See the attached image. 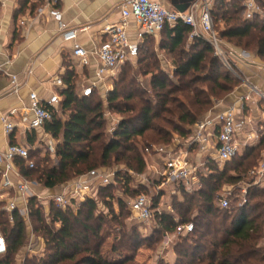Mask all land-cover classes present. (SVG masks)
<instances>
[{
  "label": "trees",
  "instance_id": "trees-1",
  "mask_svg": "<svg viewBox=\"0 0 264 264\" xmlns=\"http://www.w3.org/2000/svg\"><path fill=\"white\" fill-rule=\"evenodd\" d=\"M245 1L214 0L211 9L214 29L224 48L232 46L236 50L253 51L254 55L264 58V17L257 14L247 19ZM256 1L264 9V0ZM217 21L225 26L217 29ZM191 33L192 27L178 22L167 24L158 36H147L138 57L121 67L105 96L99 90L91 96H83L72 75H66L67 87L60 91L59 108H49L52 119L44 126L57 140L54 154L33 159L30 150L34 167L30 168L24 159H16L18 170L30 182L36 181L46 189L63 186L92 170L105 172L112 160L120 162L127 170L115 172L109 184L99 185L91 196L74 201L66 209L58 207L51 199V223L47 221L39 197L30 196L29 219L35 224V234L44 240L45 248L42 255L28 254L24 264H139L135 256L140 247L147 243L153 250V244L161 241L162 249L167 235L175 236L171 244L174 261L168 263L159 257L157 264H264V186H249L244 204L239 197H231L228 208L219 204L226 191L222 193L224 186H243L250 182L248 172L264 153L263 137L232 160L209 161L198 172L200 188L189 192L183 185H175L181 197L178 193L174 195L168 210H162L159 205L163 193L154 195L152 192L161 184L159 176L153 184L134 186L130 183L134 179L130 170L138 174L145 172V148L170 147L172 135L188 136V129L195 127L210 111L212 100L225 99L241 82L216 55L215 47L207 38L192 37ZM163 52L171 59V72L162 65ZM135 63L143 75H151V98L129 76L127 68ZM207 82L212 84L207 88L199 87ZM176 93L180 96L175 97ZM105 107L122 115L107 138ZM60 112H67L68 118L63 120ZM165 114L177 117L180 124L170 128L161 125L159 121L172 125ZM119 182L128 203L143 194L152 199L153 221L158 227L147 237L132 228L122 233V241H114L105 250L103 225L109 226L113 221L123 223L126 199L114 193ZM99 198L110 208L109 203L116 198L118 210L111 211L112 218H106L103 212L98 214ZM4 205L0 202V233L6 239L7 252L0 254V264H16L28 244V223L19 209L13 212L14 222H10ZM188 223L194 225L191 233H176L178 225Z\"/></svg>",
  "mask_w": 264,
  "mask_h": 264
},
{
  "label": "built area",
  "instance_id": "built-area-1",
  "mask_svg": "<svg viewBox=\"0 0 264 264\" xmlns=\"http://www.w3.org/2000/svg\"><path fill=\"white\" fill-rule=\"evenodd\" d=\"M50 15L59 23L60 28L64 29L62 22V12L56 8L58 0H46ZM246 18L251 19L255 15L264 17V9L256 0H246L245 3ZM121 19L118 22L110 23L105 26L107 39L103 41L95 50L89 53L85 48L76 45L74 49L75 55L80 59L83 66H88L91 60L97 65V80L88 84L83 88V96H91L95 90H99L105 84L107 79L114 81L121 67L128 61L135 60L139 55L142 42L147 36H157L165 28L167 24L173 25L183 22L192 27V37H205L215 47L216 55L222 58L228 68L249 87V92L242 95L239 99L241 103L229 105L226 109L219 112H209L203 120L199 121L195 127L191 129L190 139L180 147L174 149V145L147 147L146 151L164 157L163 169L158 171L161 184L157 185L160 190L164 185H183L189 192L201 187L198 172L211 160H219L222 162L229 161L237 157L241 152V143L238 137L245 130L255 123L253 118L238 119V114L245 108V105L251 102L257 105L259 100L264 101V92L259 90L247 78L243 77L236 68V60H241L234 48H224L218 33L214 29L213 19L211 16L212 1L211 0H195L185 12L177 9H168L162 4L153 0H121ZM200 12V13H199ZM138 28L134 37L129 35V28L132 24ZM66 39L76 36L75 30H67L63 32ZM235 60V62H234ZM14 89L18 88L17 76L12 75ZM57 85H64L62 78L56 79ZM100 91V90H99ZM61 98L58 94H53L47 104H43L36 93L30 95L29 110L33 113L30 121V129H41L52 119L51 111L48 106L59 105ZM17 113L13 110L12 114ZM5 133L10 135L15 128L10 116L3 118ZM119 123V121H118ZM118 125V124H117ZM116 125V126H117ZM116 127L112 130L114 131ZM216 129V130H214ZM216 136L215 150L212 148V138ZM262 133L256 131L254 127L246 137L245 145L250 146L261 138ZM195 148L205 155V159L193 161L190 158V152ZM212 153H215L214 156ZM16 159H24L28 161L30 168L34 167V161L30 160V148L26 145L11 143L7 150L0 151V191L8 192L10 190L19 191L25 198L34 195L31 190V184L28 179L23 178L21 183H15L12 179V173L15 171ZM115 173H106L99 170H92L87 175L80 177L69 191H64L52 196L55 204L66 209L77 203L78 200L91 196L94 188L99 185L109 184ZM250 182L247 185H236L229 187L222 195L219 204L223 208L230 206V198L237 196L241 199V204L246 202V194L249 186H264V154L258 164L248 172ZM238 193V194H237ZM237 194V195H236ZM152 199L147 195H139L129 201L130 210L135 217L141 222L153 221L154 211L152 209ZM160 205V204H159ZM10 222H14L13 212L18 209L15 201H9L5 207ZM21 214L27 215L29 218L28 208ZM194 229L193 223L180 224L176 228V233H191ZM173 236L167 235L164 245L169 247L173 242ZM7 252V242L2 233H0V254Z\"/></svg>",
  "mask_w": 264,
  "mask_h": 264
},
{
  "label": "crops",
  "instance_id": "crops-1",
  "mask_svg": "<svg viewBox=\"0 0 264 264\" xmlns=\"http://www.w3.org/2000/svg\"><path fill=\"white\" fill-rule=\"evenodd\" d=\"M153 1L168 9H176V6L187 4L190 7L195 0ZM211 1L213 4L214 0ZM120 5L121 0H58L56 8L63 15L64 29L62 30L58 21L50 15L46 0H0V151L7 150L11 143L26 145L33 151L38 147L41 148L39 143L45 142L54 153L57 141L46 131L45 127L35 130L29 128L33 118V113L29 110L30 95L36 93L42 103L47 104L53 94H58L62 98L60 91L67 87L65 82L67 74L72 75L80 92L85 86L97 80L95 61L91 60L88 66H83L75 55L74 49L76 45H79L91 53L105 41L107 39L105 26L121 19ZM67 30H75L76 36L66 39L63 32ZM137 30V26L133 23L129 28V35L134 37ZM235 51L241 57V60H236L239 73L264 92V58L244 50L235 49ZM12 75L17 76V90L14 89ZM58 78L63 79L64 85L56 84L55 81ZM112 83V80L107 79L99 89L104 96L112 87ZM248 92L249 87L240 82L225 99H213V113L224 110L231 104L236 103L240 106V97ZM48 107L59 108V105ZM13 110H17V113L12 114ZM6 116H10L15 125L14 131L9 136L5 133L3 122ZM237 118H253L255 121L238 137V141L242 144V152L247 147L245 140L253 127L262 133L264 138V101L259 100L257 105L247 103ZM262 137L257 139L253 145L257 144ZM183 140L180 143L186 141V139ZM216 144V136H214L211 141L212 148L216 147ZM178 146V143L174 144V149ZM212 154L216 156L215 153ZM190 158L198 162L205 159V155L200 153L199 149H194L190 152ZM163 161V156L154 154L147 159V164L158 175V171L163 169ZM15 171L20 173L16 165ZM23 178L25 177L21 173L20 175L16 172L12 173L15 183H21ZM77 180L61 186L54 193L51 192L53 189L44 188L43 190L33 183L31 190L39 198L50 193L56 195L69 191ZM36 188L42 194L37 193ZM0 192V201L5 205L9 201H15L19 211L25 212L28 208V198H25L19 191L12 189L8 192ZM11 193H14V197L9 198ZM23 216L29 224L30 219L25 214ZM44 248V240L29 229L28 244L17 257L16 264H24L28 254L42 255ZM162 254L168 263L174 261L171 245L166 247L163 244Z\"/></svg>",
  "mask_w": 264,
  "mask_h": 264
},
{
  "label": "rangeland",
  "instance_id": "rangeland-1",
  "mask_svg": "<svg viewBox=\"0 0 264 264\" xmlns=\"http://www.w3.org/2000/svg\"><path fill=\"white\" fill-rule=\"evenodd\" d=\"M189 8V6H188ZM187 8V9H188ZM216 28H223L225 26V24L221 21H217L215 22ZM248 52V51H246ZM251 54H254L253 51L250 52ZM161 59H162V65L164 67V69L168 70V71H172L173 69V65L171 64V59L169 57L168 54H166L165 52L161 53ZM129 76L132 77L133 79H135L136 81V85L139 88L145 89L148 94H146L149 98L152 97V88L150 86V79H151V75L145 76L143 75L140 70H139V65L137 63L133 64L130 68H127ZM120 72V71H119ZM118 72V73H119ZM119 75V74H118ZM177 80V78H176ZM212 83L207 82V83H202L199 85V87H204L207 88L208 85H211ZM206 95H209L208 92L206 93ZM180 96L179 93L175 94V97ZM96 100H99V97L96 96L95 97ZM217 100V99H216ZM223 100V99H221ZM213 101V100H212ZM214 108L212 106V108H210V111H213ZM208 112V113H209ZM208 113L206 115H208ZM59 115L61 116V118L63 120L68 118V113H59ZM166 117L168 118V120L171 121V124H167L164 122L159 121V123L167 128H170L172 126H175L176 124H180L178 121L177 117L174 116H170L168 114H165ZM205 115V116H206ZM105 116H106V128H105V138L109 137V135H111V133L113 132V128L116 127V125L118 124V121L120 120L122 115L116 114V113H112L108 110L107 107H105ZM191 129H188V136L186 137H179L176 134L172 135V145L176 144V143H180L183 139H187L189 137V135H191ZM190 139V137L188 138ZM187 139V140H188ZM57 141V140H56ZM184 141V140H183ZM41 148H37L36 150L32 151V156L33 159H37V158H48V155L51 153V155H53L54 153L51 151V149L49 148V146H47V143L45 142H41L39 143ZM143 143L141 142L140 145H142ZM144 155L146 157V159H149V157L151 155L156 154V152H152L151 154H149L146 151V148L144 149ZM35 157V158H34ZM53 160L49 161V164H52ZM105 170L108 173H115L117 171L123 170L126 171L127 168L125 166H122L120 164V162H116L115 160H112L111 164L108 165V167H105ZM130 173H132L133 175V180H131V184L136 186L137 184L140 183H151L153 184V180L155 179V177H158V175L154 172V169L152 167H150L148 164L146 165V169L145 172L142 174H138L136 172H133V170H130ZM249 179V178H248ZM149 180V181H148ZM33 184H37L39 188L44 190V187L41 184H38L36 181L32 182ZM121 182L117 183L114 189V193L115 195H123V199H126V205L124 206L123 209V217H122V224H118L115 221L109 223L108 225H103V230L102 233L104 234V236L106 237V241H105V245H104V249L107 250L108 246L113 243L114 241L119 243L120 241H122V237L124 232L131 231L132 228L137 229L138 233L144 237H147L150 233H152V231L154 229H156L158 227V224L156 221H151L149 223H145V222H141L139 221L135 215L132 213V211L130 210V206L128 203V197L126 194H123V192L120 190V186H121ZM61 186H57L56 188L53 189V191H51L52 193H54L56 190H58ZM229 187L224 186L222 189V193L227 190ZM162 190V191H161ZM37 193L42 194V192H40L37 188L35 190ZM34 191V192H35ZM160 191V192H159ZM152 192L154 193V195H158V194H162L163 196L159 202L160 207L162 210H168L169 208H171L172 205V200L174 195H177V188L175 185H164L160 190H158L157 185L155 186V188H153ZM1 193V192H0ZM52 193L50 194H46L44 196H41L39 199L40 203H43L44 205V213L45 216L47 218V221L51 223L50 217H49V212H50V208H51V204L50 202L52 201ZM179 194V193H178ZM238 194V193H237ZM236 194V195H237ZM180 195V194H179ZM9 198L14 197V193H11L9 196ZM181 197V195H180ZM237 197V196H234ZM80 200H78L77 202H79ZM1 202V201H0ZM233 203H235V200H233ZM110 206L112 205V208L109 207V205L105 204V202L102 200V198H99V205H98V214L100 213H104L103 215L106 218H112V214L111 211L113 209H115L116 211L118 210V205L116 203V198H113V201L111 200V202L109 203ZM74 210H76V204L74 206ZM34 223L32 222V220L29 222L28 224V229L33 230L34 231ZM56 227L59 226V224L55 225ZM173 239L175 240V236L172 235ZM116 237H118L117 239H115ZM38 238H37V242H38ZM127 239H125L124 242H126ZM161 244V241L159 243H154L152 249L148 248V244L145 243L143 244L140 249L137 251V254L135 256V261L139 264H157V260L159 257H163L162 255V249L159 246ZM160 247V248H159ZM166 261V259H165Z\"/></svg>",
  "mask_w": 264,
  "mask_h": 264
},
{
  "label": "water",
  "instance_id": "water-1",
  "mask_svg": "<svg viewBox=\"0 0 264 264\" xmlns=\"http://www.w3.org/2000/svg\"><path fill=\"white\" fill-rule=\"evenodd\" d=\"M189 4L185 6H176V9L179 10L180 12H185L188 8Z\"/></svg>",
  "mask_w": 264,
  "mask_h": 264
}]
</instances>
